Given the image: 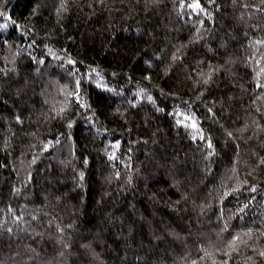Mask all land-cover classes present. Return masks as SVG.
<instances>
[{
    "label": "trees",
    "instance_id": "obj_1",
    "mask_svg": "<svg viewBox=\"0 0 264 264\" xmlns=\"http://www.w3.org/2000/svg\"><path fill=\"white\" fill-rule=\"evenodd\" d=\"M193 2L0 0V264H264V0Z\"/></svg>",
    "mask_w": 264,
    "mask_h": 264
},
{
    "label": "snow or ice",
    "instance_id": "obj_2",
    "mask_svg": "<svg viewBox=\"0 0 264 264\" xmlns=\"http://www.w3.org/2000/svg\"><path fill=\"white\" fill-rule=\"evenodd\" d=\"M208 3H210V4L213 3V0H208ZM181 6H185V0H181ZM186 6L189 7V8H191V9H193V10H199V11H201V12L206 11V10L201 6L200 0H194L193 3H191V4H187ZM60 7L63 9V8H64V4L62 3ZM208 15L211 16V13H208ZM9 19H11V17H9ZM201 23H202V22H201ZM2 27H7V24H0V28H2ZM196 38L199 39V36H197ZM256 43H257V44H264V40H257ZM177 51H179V49H177ZM57 59H58V57H57ZM172 59H173V60L179 59V57L176 55L175 52L173 53V57H172ZM69 62H71V63H75V61L71 60L70 58H69ZM40 63H44V60H43L42 58H41V60H40ZM146 63H150V62H149V61H146ZM92 71H96V69H92ZM165 71H167V68L165 69ZM213 71H214V69H211V68H210V69H209V75H204L203 73L200 74L201 77L203 78V80H204L205 83H208V82L210 81V79H211V73H212ZM261 71L264 72V69H261ZM97 75H99V73H97ZM146 78H147V77H146ZM80 86H81V85H80V81L77 80L76 88L79 90V89H80ZM258 86H259V85H258ZM99 87H101V88H106L107 85H105V84H99ZM141 91H145V90L141 89ZM68 95L76 96L77 100L80 99V97H79V95H78L77 92H69ZM137 95H139V93H137ZM148 99H149V100H152V96H151V95H148ZM80 103H81V106H87L86 103H85L84 101H80ZM131 103L134 105V104L136 103V101L133 100V101H131ZM158 110H162V109H158ZM61 111H63V109H61ZM209 111H211V109H209ZM16 119H17V120H20V117L17 116ZM177 123H182V122L178 120ZM71 124H72V121L69 120V122H68V126L71 127ZM192 127H193V128H196L197 125H196L195 123H193ZM229 135H231V133H229ZM193 138L195 139V137H193ZM201 138H203L202 135H201ZM56 142L59 143V141H56ZM119 143H120L119 141H116V145H117V146L119 145ZM207 143H208V147H209V148H212V143H211V141L209 140ZM49 144H50V142L46 143V144H45V148H47V147L49 146ZM110 155H113V156H114L115 153H110ZM209 155H212V153L210 152ZM33 162H34V161H33ZM85 163H87V160H85ZM116 175L118 176L119 173L117 172ZM83 176H84V173L81 172V173H80V177H81V179H83ZM245 183H247V182L245 181ZM14 190H15V189H14ZM225 194H227V193H225ZM237 239H238V238H237L236 236H233V237H232V240H233V241H236ZM260 255H261V256H264V251H261V252H260ZM225 264H226V262H225Z\"/></svg>",
    "mask_w": 264,
    "mask_h": 264
}]
</instances>
